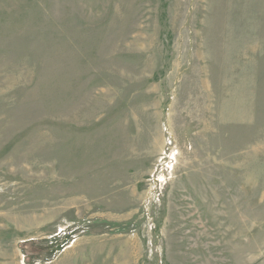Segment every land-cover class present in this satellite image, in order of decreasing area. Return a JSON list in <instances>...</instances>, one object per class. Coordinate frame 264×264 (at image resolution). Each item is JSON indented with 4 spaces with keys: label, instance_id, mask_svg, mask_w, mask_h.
Segmentation results:
<instances>
[{
    "label": "rangeland",
    "instance_id": "374dc122",
    "mask_svg": "<svg viewBox=\"0 0 264 264\" xmlns=\"http://www.w3.org/2000/svg\"><path fill=\"white\" fill-rule=\"evenodd\" d=\"M0 264H264V0H0Z\"/></svg>",
    "mask_w": 264,
    "mask_h": 264
}]
</instances>
